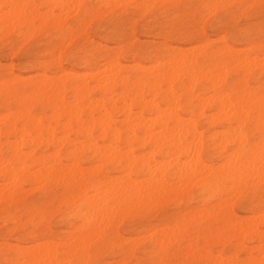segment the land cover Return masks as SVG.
I'll list each match as a JSON object with an SVG mask.
<instances>
[{
    "label": "bare ground",
    "instance_id": "bare-ground-1",
    "mask_svg": "<svg viewBox=\"0 0 264 264\" xmlns=\"http://www.w3.org/2000/svg\"><path fill=\"white\" fill-rule=\"evenodd\" d=\"M165 1L179 6L175 0H0V5L31 6L16 10V19L8 23L0 11L2 38L16 30L24 40L37 34L50 37L47 56L25 65L31 73L17 75L6 66L0 75V207L14 225L10 234L18 236L7 249L0 244V264L34 259L92 264L104 250L121 249V222L146 216L196 187L205 193L202 205L182 215L180 224L150 236L153 262L162 254L172 261L182 241L191 264H260L264 259V204H245L254 215L248 221L235 213L236 206L244 204L239 184L246 182L264 194L260 38L235 34L230 36L233 45L221 37L216 46L198 34L195 41L201 39V46L188 51L173 47L155 55L132 46L104 53L106 47L94 43L81 49L82 69L70 66L78 54L72 53L79 39L76 33L87 30L102 8L113 12L133 6L150 14ZM234 1L243 6V0ZM151 27L145 26V35L185 37L181 30L166 27L157 33ZM242 43L246 49L237 50ZM202 122L221 128L210 139L227 168L206 160L208 138L201 132ZM108 169L119 174L111 175ZM228 184L236 185V195L235 188L234 195L227 191ZM32 192L40 194L38 202H28ZM55 204L59 211L70 212L68 225L73 229L59 240L49 222ZM38 209L47 211L37 220ZM34 241L46 242L22 246ZM123 255L118 264L135 257L132 248L121 250Z\"/></svg>",
    "mask_w": 264,
    "mask_h": 264
},
{
    "label": "rangeland",
    "instance_id": "rangeland-1",
    "mask_svg": "<svg viewBox=\"0 0 264 264\" xmlns=\"http://www.w3.org/2000/svg\"><path fill=\"white\" fill-rule=\"evenodd\" d=\"M213 1L214 0H175L177 5H179L177 7H174L173 3L165 1L164 5L161 6L166 7L157 5L156 8L152 10L153 12H150V14H148L149 11L147 10H136L133 6H122L113 12L111 10H107L106 8H102L100 10L101 14H99V16L92 21L87 30H85L83 33H76L79 39L77 41L78 43L73 46L72 53L78 54L74 61L71 62L70 66L76 69H82L81 61L83 60L84 53L81 49L88 47V45L92 46L93 42H95V44L101 45L102 47H106L104 53L112 52L117 47L126 48L132 46L131 48H134V50L140 49L145 53L153 52V55H155L157 52L161 53L166 51L168 48L170 49L173 47H179L181 49L187 50L188 48L192 49L197 46H201V44L204 43L201 39L195 41L198 34H203L208 38L209 41H211L213 44H216V46H220L221 43H218V40L221 37H226V42L229 46L233 45L230 36L235 34H239L240 36L246 38L251 37L252 39H259L261 37V29L264 27V11L259 8L261 0H243L244 7H240L238 2L234 0H215L217 1H214L215 5ZM95 3L96 2L94 1V4ZM168 3L170 5H167ZM161 8L162 10H159ZM44 9L45 8H41L42 13L47 12V9H45V11ZM208 11L210 12L208 13ZM55 13L59 14L58 11ZM134 13L136 15H134ZM206 14L207 17L205 16ZM103 19L107 20L103 21ZM73 20L74 16H70L69 23L73 24ZM74 25L75 24L72 26ZM146 25L156 28L157 33H160L161 29L166 27L173 28L175 30H181L180 33L184 34L185 37L183 40H180L177 35L168 39L164 38L163 36L145 35L144 29ZM51 35H55L54 32H52ZM0 38L2 37L0 36ZM48 38L50 37L37 34L29 40H24L20 36L18 30L14 31L10 36L2 38L0 40V75L6 73V66H11L17 75H28L27 73H31L32 69L25 68V65H32V63L38 58H45V56H47L48 53H46L45 50L47 47L49 48ZM53 39H56L57 43L60 42V40H57V37ZM236 49L244 50L246 49V46L242 43L240 45H236ZM128 51V49L124 50V56H126L127 60L130 61L132 58ZM97 54H99V52L95 53V55ZM69 56L70 54H67L64 60V65L66 68L69 66ZM143 62L144 60H139V64H142ZM207 126V122H202L201 132L205 133V137L208 138L206 139L208 142V148L206 149V160L208 162H213L214 167H216L218 163L220 165L225 163V159L219 157L217 154L218 146H214V149L212 146L213 141H211L210 137L214 132H220L221 128ZM219 140H221V138L214 140V142L218 144L220 142ZM105 144L109 145L107 142H99V145L101 146ZM140 151L141 150L138 149V152ZM226 165L223 164L225 168H227ZM85 166L89 167L90 165L86 163ZM217 167L220 168L219 165ZM222 168L223 167L220 169ZM109 172L114 176L119 174L112 171V169ZM242 184L245 185L247 183L243 182L239 185ZM228 185L230 186L229 188L227 187ZM228 185L226 186L227 191L231 190L229 192H232V194L236 191L234 193L235 195L238 193L237 190L240 191V189H242L241 191L243 192L242 194L244 204L242 206L238 204L235 208V213L236 217L240 219L242 218L244 221H248L249 218L251 219V217L254 215L244 209L245 204L249 203L254 207H257L262 203L264 204V194H262V190L260 188H252L250 185H245L243 188H241L243 185L241 187L239 186L237 187V190L236 187H234L236 185H234L233 188L235 189L233 190L231 184ZM204 194L205 193H203L202 188L196 187L188 194L178 195L175 199L163 203L161 206L154 209L146 216L140 215L137 217H131L126 221L121 222L118 226L120 238L117 240L118 244H122L121 249L116 246L113 250H104L94 259L92 264H118V262L125 257V255L121 256V250L126 252L129 248L134 250L135 257L127 258V262L125 264H133V262H135V264H147V262H153L156 253L149 242L150 236L158 229L163 230L162 228H165V226L180 224L182 215H186V213L191 211L193 208H197L202 205ZM39 197V193H29L28 202H38ZM213 201V204H215L216 199ZM1 211L2 207H0V244L3 243L5 235H8L12 240V244H15L18 236H16L17 234H10V229L13 228L14 225L13 223L7 221V216L2 214ZM69 213L70 212L66 208H63L61 211H59L57 204H55L53 213L50 215L51 217L49 222L51 228L56 233V235L60 236L56 237L58 240L60 238H66L73 232V229L68 225V222H70L68 219ZM23 221H26V217H23ZM145 233L147 235H145ZM19 234L21 235L22 233ZM154 237L159 239V235H155ZM135 241L138 242L136 243ZM37 242L34 241L31 244L24 243L22 246H36L40 242L44 243L46 241ZM179 246L180 252L172 260L173 264H191L189 255H185L187 253L186 243L182 241L179 243Z\"/></svg>",
    "mask_w": 264,
    "mask_h": 264
},
{
    "label": "snow or ice",
    "instance_id": "snow-or-ice-1",
    "mask_svg": "<svg viewBox=\"0 0 264 264\" xmlns=\"http://www.w3.org/2000/svg\"><path fill=\"white\" fill-rule=\"evenodd\" d=\"M31 7L29 5H19V4H3L0 5V11L3 12L4 14V19H5V23H8L9 21L15 20L16 16H17V11L19 9H24V8H28ZM161 7H166V6H161ZM219 7V6H217ZM244 7V6H241ZM251 7H256V6H251ZM259 8L264 11V0H261V4L259 5ZM260 42L262 47H264V27H262L261 29V37H260ZM95 42H93L94 44ZM67 69L61 68L60 71H66ZM5 79L7 80L8 77L7 75L5 76ZM262 106H264V101H262ZM261 156L262 159H264V145L261 146ZM261 180H262V188H264V166H262V175H261ZM262 210H264V207H262ZM41 211H47V210H37V215H36V219H40L39 213ZM23 222V221H21ZM3 243L5 248L7 249L11 244H12V240L8 235L4 236L3 239ZM262 255H264V253H262ZM13 264H19V262H13ZM25 264H48L47 260H40V259H34L32 261H26ZM55 264H60L59 261L55 262ZM133 264H135V262H133ZM147 264H173V262L171 260H168L166 258H163V254H162V258L159 259L158 261H154V262H147ZM192 264H208V262H203V261H193ZM247 264H255V261H248ZM260 264H264V259H262L260 261Z\"/></svg>",
    "mask_w": 264,
    "mask_h": 264
}]
</instances>
